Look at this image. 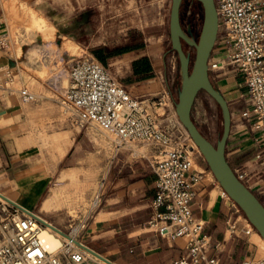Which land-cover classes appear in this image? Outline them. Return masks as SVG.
Returning <instances> with one entry per match:
<instances>
[{
	"label": "crops",
	"instance_id": "obj_1",
	"mask_svg": "<svg viewBox=\"0 0 264 264\" xmlns=\"http://www.w3.org/2000/svg\"><path fill=\"white\" fill-rule=\"evenodd\" d=\"M72 1L68 12L75 15L78 9V13L86 16L90 6L84 4L81 7L80 4L87 0ZM127 2L134 5L138 16L135 27L141 34V42L123 45L116 50L97 46L92 53L95 57V54L100 55L102 59L93 58L103 66L108 59L121 58L126 62L128 75L124 85L120 84L128 93L134 98H142L166 91L169 95L168 109L172 110L180 88V77L177 56L170 49L171 0ZM51 14L64 13L53 9ZM81 26L75 22L73 29L66 32L70 34L73 30L77 36L78 31H82ZM24 46L21 45L19 51L13 54L0 49V84L6 82L10 89L21 82V64H27ZM223 57L222 49L215 48L211 54L213 60ZM208 75L213 87L226 100L230 112V130L224 151L227 163L234 173L241 175V181L264 206V150L256 138L257 134L242 116L245 110L242 100L244 83L228 66L208 69ZM24 113L17 93L13 90L4 93L0 85L1 194L38 213L56 176H62L66 169L99 168L94 170L96 175L92 177L95 180L101 174L99 201L96 210L85 222L81 239L89 247L91 243L92 249L115 264H171L185 254V241L182 238H163L146 226L153 214L150 203L155 193V175L145 158L134 157L122 150L110 168L107 167L106 158L100 157L98 163H92L89 154L94 147L93 142L86 132L76 131L61 157L65 159L68 156L65 166L57 172H49L47 167L37 165L30 159L31 149L27 152L30 147L28 140L20 133ZM141 148L148 151L147 147ZM191 158V172L199 173L200 177L194 185L190 210L193 217L203 223V232L210 238L207 255L215 258L219 264H243L245 260L261 257L264 242L260 235L231 200L234 208L198 150H192ZM32 184L38 185V188L28 202H23L21 188L28 189ZM230 214L235 218L237 231L234 237L226 233L225 222ZM44 219L60 228L57 222L55 224ZM246 228L251 229L248 234L244 233Z\"/></svg>",
	"mask_w": 264,
	"mask_h": 264
},
{
	"label": "built area",
	"instance_id": "obj_2",
	"mask_svg": "<svg viewBox=\"0 0 264 264\" xmlns=\"http://www.w3.org/2000/svg\"><path fill=\"white\" fill-rule=\"evenodd\" d=\"M213 2L218 18L213 50L222 49L224 57L213 60L210 55L208 69L228 66L241 78L245 86L242 116L264 150V0ZM10 45L0 17V49L8 51ZM15 92L25 103L37 99L26 88ZM168 101L166 91L155 96L132 97L105 66L92 56H84L69 65L68 83L60 104L81 126L93 125L110 138L115 153L123 148L148 161L155 175V193L150 203L153 214L146 226L160 237L185 241V254L171 264H219L207 255L210 238L203 232V223L190 210L194 185L200 177L199 173L191 172V152L197 148L174 109H168ZM235 174L241 180V175ZM232 205L236 208L233 202ZM225 224L228 236H236L233 214ZM44 230L60 238L58 248L48 246L41 237ZM250 230L246 228L244 233ZM0 264L115 263L89 247L76 227H70L69 231L58 228L0 193ZM243 264H264V255Z\"/></svg>",
	"mask_w": 264,
	"mask_h": 264
},
{
	"label": "rangeland",
	"instance_id": "obj_3",
	"mask_svg": "<svg viewBox=\"0 0 264 264\" xmlns=\"http://www.w3.org/2000/svg\"><path fill=\"white\" fill-rule=\"evenodd\" d=\"M81 2V7L84 4L90 6L86 16L78 13L80 12L78 9L75 15L68 12L73 5L72 0H0L2 9L0 17L11 41L8 50L13 54L14 51H19L21 45H25L23 52L27 58V64H21L23 66L21 82L14 84L12 89L6 82L0 85L4 93L8 90L26 88L37 95L34 102H22L25 113L20 133L28 140L30 147L27 152L32 150L29 152L30 159L37 165L47 167L49 172H57L59 168L65 166L68 156L65 159L61 157L67 151V146L76 131H84L91 138L94 147L89 158L92 163H98L100 157L106 158L107 167L110 168L112 162L118 158V152L122 150L128 152L121 148L115 153L110 138L93 125L81 126L60 104L68 83V67L73 60L84 56L96 58L92 50L97 46L116 50L123 45L141 42V34L135 27L138 16L134 5H129L127 0ZM53 9L64 14L54 16L51 14ZM38 16H42L47 23L38 20ZM75 22L82 25V31H78L77 36L73 30L67 34L66 31L73 29ZM180 23L187 36L197 41L202 24V9L196 1H182ZM66 40L77 46L69 51L66 44L72 42ZM184 50L192 61L194 49L184 46ZM105 66L111 76L124 85L123 82L128 75L126 62L121 58H111ZM191 117L199 131L211 143L215 144L219 140L222 132L221 111L204 91L197 94L191 109ZM94 170L99 168H80L77 170L78 175L71 176L66 169L62 176H56L44 200L56 194L57 207L54 211H46L42 202L38 214L52 223L57 222L65 231H69L70 227H78L81 233L86 220L96 210L92 204L94 197L100 194L98 183L101 174L97 175L87 190L82 191L80 184L83 175H88ZM37 188L36 184H32L28 189L22 187L21 200L28 202ZM89 245L93 247L91 243ZM263 248L262 245L260 256L264 255Z\"/></svg>",
	"mask_w": 264,
	"mask_h": 264
},
{
	"label": "water",
	"instance_id": "obj_4",
	"mask_svg": "<svg viewBox=\"0 0 264 264\" xmlns=\"http://www.w3.org/2000/svg\"><path fill=\"white\" fill-rule=\"evenodd\" d=\"M182 1L171 0L169 16L170 47L177 56L180 77V88L174 105L176 117L223 191L264 240V206L238 179L224 154L230 130V112L226 100L213 87L208 75V60L218 33V18L214 2L213 0H194L202 9V24L197 41H193L187 36L180 23ZM184 45L194 49L192 61L189 54L184 51ZM200 91H204L211 97L221 111L222 132L215 144L199 131L191 117L194 100Z\"/></svg>",
	"mask_w": 264,
	"mask_h": 264
},
{
	"label": "bare ground",
	"instance_id": "obj_5",
	"mask_svg": "<svg viewBox=\"0 0 264 264\" xmlns=\"http://www.w3.org/2000/svg\"><path fill=\"white\" fill-rule=\"evenodd\" d=\"M38 20H40L41 22L45 23V20L42 19V17H38ZM37 26V25H36ZM67 48L69 51L73 50L75 48V46H77L74 43H70V44H66ZM196 148V147H194ZM68 174L71 175H78L77 171H75L74 169H68ZM96 175V171L91 172L88 175H83L82 177V181L80 184V189L82 191L87 190V188H89L91 186V184H93V179L92 177ZM92 179V180H91ZM98 186H100V184L98 183ZM99 201V194H97L94 197V202L92 204V207H96ZM57 207V196L56 194H54L51 197H48L47 199H45L43 201V208L46 211H54V209ZM40 216V215H39ZM42 217V216H41ZM43 218V217H42ZM82 225L79 226V228H81ZM78 229V227H76V230ZM79 230V229H78ZM41 237L45 240V242L48 244V246L51 249H56L60 246L61 240L60 238H58L57 236L53 235L52 233H50L47 230H44L41 234ZM262 241L264 242V240L262 239Z\"/></svg>",
	"mask_w": 264,
	"mask_h": 264
},
{
	"label": "trees",
	"instance_id": "obj_6",
	"mask_svg": "<svg viewBox=\"0 0 264 264\" xmlns=\"http://www.w3.org/2000/svg\"><path fill=\"white\" fill-rule=\"evenodd\" d=\"M184 46H186V45H184ZM184 46H183V49H184ZM185 51V50H184ZM186 52V51H185ZM96 55V57L97 58H99V59H102V57L100 56V55H98V54H95ZM190 56V55H189Z\"/></svg>",
	"mask_w": 264,
	"mask_h": 264
}]
</instances>
